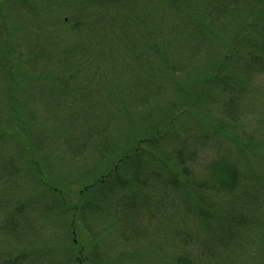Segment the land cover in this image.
I'll return each instance as SVG.
<instances>
[{
    "label": "trees",
    "instance_id": "obj_1",
    "mask_svg": "<svg viewBox=\"0 0 264 264\" xmlns=\"http://www.w3.org/2000/svg\"><path fill=\"white\" fill-rule=\"evenodd\" d=\"M259 77L264 0H0V264H264Z\"/></svg>",
    "mask_w": 264,
    "mask_h": 264
},
{
    "label": "rangeland",
    "instance_id": "obj_2",
    "mask_svg": "<svg viewBox=\"0 0 264 264\" xmlns=\"http://www.w3.org/2000/svg\"><path fill=\"white\" fill-rule=\"evenodd\" d=\"M70 15L71 14H69L68 17H70ZM63 29H67V30H64V31L69 33V34H71V30H70L71 27H65ZM40 62L41 61L33 64V66H35V67L33 69L31 68L29 70L30 73L31 72H35L36 73V72H38L41 69H50V68L53 69L54 68V63L49 64V66L46 67V66H43V63L46 64V61H42V64H40ZM68 62H69L68 66L70 67V65L72 64V61L70 62V60H69ZM83 64H84V66L88 65L87 62H85ZM83 64L81 63V65H83ZM84 69H85V67L83 69H81V71H83ZM77 70H79V69H77ZM80 75H82V74L78 75L77 80H75L74 84L79 82V80H82L83 77H80ZM261 78L262 77H259L257 79L256 78L253 79V84H254V86H257L256 89H258V87H259L260 90L264 93V78L263 79H261ZM41 80L44 81L43 78H41L39 81L41 82ZM77 84H76V87H77ZM78 89H81V88H78ZM71 90H72V88H71ZM58 92H59V90L57 92H55V93H58ZM74 93H76V92H74ZM44 109H45V107H44ZM243 120L245 122L244 125H246L245 129L247 131H248V129L249 130H252V129H257L258 130V129L264 128L262 123L259 122V120L256 117V115L252 114L251 112L246 113L244 118H243ZM56 151H58V150L53 149L51 147H50V149L48 147H46L43 152L40 151L41 152V156H43V158L45 160V161H43V163L46 166V168L48 169L47 173L51 171L53 174H50V175H52L53 177L54 176L62 177V178H65V179L70 181V180H74L75 178H78L83 173L84 168H89L90 172H91V169H92L93 166H88V165L92 164V160H89V162L86 163L88 165H81L82 168L80 169L78 167V166H80L79 164H77V163L75 164L70 159H64L65 156L66 157H68V156L64 155V154H62L60 152L57 154ZM92 153H94V152H92ZM92 153L89 154V159L92 158V156H91ZM5 155L9 156V154H7V153ZM10 163L9 162L7 163L9 169L13 165V164H10ZM17 171L14 173V175L12 177H10V174H9L11 172L8 173L7 171L6 172L0 171V207L2 206V204H5V205L9 204L10 201H12V195L14 196V194L16 192H17L16 194L20 193L23 196L31 194V190H29L30 187H31L30 181L26 182V178H23L24 176H26L24 174V172H22V171H18L17 172ZM84 175H85V173H84ZM71 189H72L71 191L73 192V193H71L72 194V198H73V200H76L79 197L78 190L80 189V187L77 185V182H74V184L72 185ZM2 215H3V211H0V219L2 218ZM53 223L54 222H53V219H52V224ZM46 232H48V230ZM43 233H42V239H40L39 242L37 241V239L33 240V237L31 235H28L27 239H25V241H24V245H27V246L31 247V244L33 243L34 247L41 248V247H43L44 241H48V243H45L46 245H52L53 243H58V242L61 241L60 237L58 238V241L56 239H52L51 240L50 238L45 240L43 238L46 237L45 236L46 234H43ZM250 233H252V231ZM48 235H49V233H48ZM35 236H36V234H35ZM84 237H87V236H84ZM110 254L112 255L113 252L111 251Z\"/></svg>",
    "mask_w": 264,
    "mask_h": 264
}]
</instances>
